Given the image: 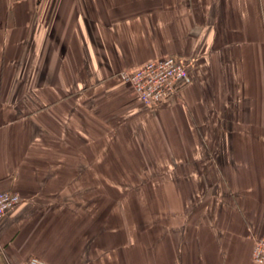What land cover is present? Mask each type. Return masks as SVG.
I'll return each mask as SVG.
<instances>
[{
    "label": "crops",
    "instance_id": "0c3cea01",
    "mask_svg": "<svg viewBox=\"0 0 264 264\" xmlns=\"http://www.w3.org/2000/svg\"><path fill=\"white\" fill-rule=\"evenodd\" d=\"M166 55L191 79L149 107L119 72ZM144 169L188 213L162 262L258 264L264 0H0V192L23 198L0 217V264H143L122 199ZM212 194V220H191Z\"/></svg>",
    "mask_w": 264,
    "mask_h": 264
},
{
    "label": "rangeland",
    "instance_id": "374dc122",
    "mask_svg": "<svg viewBox=\"0 0 264 264\" xmlns=\"http://www.w3.org/2000/svg\"><path fill=\"white\" fill-rule=\"evenodd\" d=\"M149 175L150 173L144 169L141 173V177L143 178L142 181L137 183H126L127 196L122 200L126 202V218L128 224L137 223L142 226V229L137 230V235H140L143 238V264H167L166 261L162 262L161 258L166 257L168 248L173 247L174 253H176L178 247L177 244L170 247L168 246L167 242L172 239V237H167L166 234L171 232L167 230V227H172L177 223H183L184 213L175 214L173 210L169 211L165 183L164 186H162L161 183L146 180L147 178H150ZM139 187L142 189V195L139 196L137 192L138 196L136 198H132L134 191H136L135 189ZM197 189L199 190V193H205V191H203L198 184ZM206 193L208 194L209 191H206ZM199 198L198 200H200ZM194 202L196 204L193 206L194 208L191 206H187L185 208L186 210L196 211L195 214L191 215V218L193 217L191 220L196 221L198 219L199 214L197 211L201 208H205L206 213L203 216H205L206 220H212L213 213H210L209 210H213L214 204L216 203V200L213 198V194L212 197L207 195L206 201L204 200L205 203L198 204L197 200ZM174 206H176L178 210L180 209L179 204H175ZM176 207L174 208L175 211ZM186 214L188 216V213ZM200 216L203 217L202 215ZM153 223H157V227L160 229H152ZM157 232L158 235H156ZM129 233L130 231L128 230V234ZM154 238H158L159 243L157 245L153 244L152 246L151 242L155 241ZM131 249L132 247H128V250ZM132 255L133 254L128 253V259L132 257ZM151 257L153 259L155 258L157 262H151ZM176 257L177 255L175 254V258Z\"/></svg>",
    "mask_w": 264,
    "mask_h": 264
},
{
    "label": "built area",
    "instance_id": "2783aa9c",
    "mask_svg": "<svg viewBox=\"0 0 264 264\" xmlns=\"http://www.w3.org/2000/svg\"><path fill=\"white\" fill-rule=\"evenodd\" d=\"M119 77L130 83L140 100L151 107L177 94L181 86L191 79L186 61L178 55H166L148 61L139 68L120 71ZM22 199L21 194L16 191L0 192V217L19 205ZM252 258L256 263L264 264V232L255 240ZM20 264L52 263L30 256Z\"/></svg>",
    "mask_w": 264,
    "mask_h": 264
}]
</instances>
